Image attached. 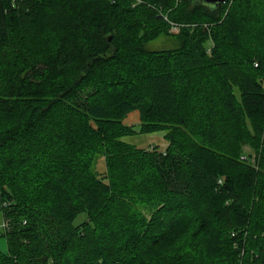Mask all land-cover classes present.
Returning a JSON list of instances; mask_svg holds the SVG:
<instances>
[{"label": "trees", "instance_id": "16d2710c", "mask_svg": "<svg viewBox=\"0 0 264 264\" xmlns=\"http://www.w3.org/2000/svg\"><path fill=\"white\" fill-rule=\"evenodd\" d=\"M0 214V264H264V0H0Z\"/></svg>", "mask_w": 264, "mask_h": 264}, {"label": "rangeland", "instance_id": "374dc122", "mask_svg": "<svg viewBox=\"0 0 264 264\" xmlns=\"http://www.w3.org/2000/svg\"><path fill=\"white\" fill-rule=\"evenodd\" d=\"M172 32H175L171 30ZM177 45L175 37L160 35L146 43V47L151 50H160L173 48ZM127 125H137L139 122V111L134 109L128 113L123 121ZM163 131H156L152 133H134L131 135L124 136L123 139L127 142L133 143L136 146L149 147L157 145L158 148L163 149L167 143L163 137ZM84 214H81L75 222L83 218ZM2 221V215L0 214V223ZM1 228V227H0ZM6 249V240L3 235H0V250Z\"/></svg>", "mask_w": 264, "mask_h": 264}, {"label": "water", "instance_id": "95a60500", "mask_svg": "<svg viewBox=\"0 0 264 264\" xmlns=\"http://www.w3.org/2000/svg\"><path fill=\"white\" fill-rule=\"evenodd\" d=\"M196 3L205 4L208 6H219L224 0H194Z\"/></svg>", "mask_w": 264, "mask_h": 264}, {"label": "built area", "instance_id": "2783aa9c", "mask_svg": "<svg viewBox=\"0 0 264 264\" xmlns=\"http://www.w3.org/2000/svg\"><path fill=\"white\" fill-rule=\"evenodd\" d=\"M224 1H225V0H224ZM171 30H173V31H175V32L178 31V29H177L175 26H173ZM1 226H2V227H6V226H7V221H6L5 219L2 221Z\"/></svg>", "mask_w": 264, "mask_h": 264}]
</instances>
